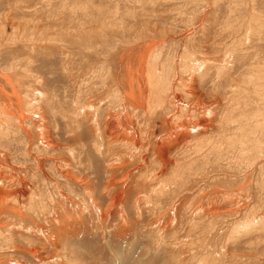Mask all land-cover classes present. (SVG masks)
<instances>
[{
	"label": "rangeland",
	"instance_id": "rangeland-1",
	"mask_svg": "<svg viewBox=\"0 0 264 264\" xmlns=\"http://www.w3.org/2000/svg\"><path fill=\"white\" fill-rule=\"evenodd\" d=\"M0 191V264H264V0H0Z\"/></svg>",
	"mask_w": 264,
	"mask_h": 264
},
{
	"label": "bare ground",
	"instance_id": "bare-ground-1",
	"mask_svg": "<svg viewBox=\"0 0 264 264\" xmlns=\"http://www.w3.org/2000/svg\"><path fill=\"white\" fill-rule=\"evenodd\" d=\"M153 49V48H152ZM155 66V65H154ZM154 66H151V67H154ZM154 69V68H153ZM158 69V68H157ZM156 70V69H155ZM147 72V71H146ZM151 72V74H152V71H150ZM157 72V71H156ZM161 72V71H160ZM147 74V73H146ZM144 76H145V74H144ZM169 80V79H168ZM153 82H154V77H153ZM161 83V82H160ZM136 100V99H135ZM138 107V106H137ZM3 108V107H2ZM7 108V107H6ZM4 112V111H3ZM8 114V113H7ZM11 119V118H10ZM111 127V126H110ZM133 142H135V141H133ZM135 144V143H134ZM133 145V144H132ZM137 146V145H136ZM160 149V148H159ZM12 175V174H11ZM69 177V176H68ZM66 179V178H65ZM73 179V178H72ZM3 190V189H2ZM91 190V189H90ZM0 193H3L2 191H0ZM12 195V194H11ZM8 200H9V198H8ZM7 204V202H5L4 200H3V195L1 196L0 195V208L1 209H3L2 207H3V205H6ZM32 206V205H31ZM3 211H5L4 209H3ZM233 231V230H232ZM235 232V231H234Z\"/></svg>",
	"mask_w": 264,
	"mask_h": 264
}]
</instances>
